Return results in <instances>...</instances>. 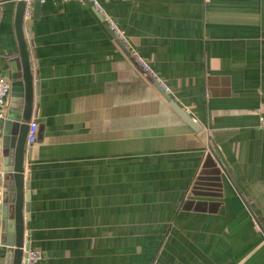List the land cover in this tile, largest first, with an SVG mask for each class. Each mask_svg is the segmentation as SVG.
I'll list each match as a JSON object with an SVG mask.
<instances>
[{
    "label": "crops",
    "instance_id": "crops-1",
    "mask_svg": "<svg viewBox=\"0 0 264 264\" xmlns=\"http://www.w3.org/2000/svg\"><path fill=\"white\" fill-rule=\"evenodd\" d=\"M98 1L129 53L86 1L45 0L25 28L38 127L23 216L37 264H264V0ZM16 2L0 0L10 82ZM12 108L9 93L5 118ZM4 185L9 210L11 173Z\"/></svg>",
    "mask_w": 264,
    "mask_h": 264
},
{
    "label": "water",
    "instance_id": "water-1",
    "mask_svg": "<svg viewBox=\"0 0 264 264\" xmlns=\"http://www.w3.org/2000/svg\"><path fill=\"white\" fill-rule=\"evenodd\" d=\"M86 1V0H84ZM89 3L88 1H86ZM39 0L34 1L31 19L24 21L25 0H17L14 13L15 31L20 50L22 63L21 79L11 81L10 100L13 108L3 121L2 126V155L4 170L11 173L14 181L13 205L7 209L4 207V218L7 219V228L4 229L5 236L0 242L1 264H20L23 256L22 242L24 238V155L26 146V134L32 107V88L30 84V56L25 40V28L40 13ZM124 52L129 53L125 45L120 41ZM135 61V60H134ZM171 106L178 112L181 118L192 128L199 130L200 126L188 115L183 108L171 99L168 94L162 93ZM13 209V210H12ZM29 246L27 244L26 248Z\"/></svg>",
    "mask_w": 264,
    "mask_h": 264
},
{
    "label": "built area",
    "instance_id": "built-area-1",
    "mask_svg": "<svg viewBox=\"0 0 264 264\" xmlns=\"http://www.w3.org/2000/svg\"><path fill=\"white\" fill-rule=\"evenodd\" d=\"M35 0H25L24 7V21L28 20L32 16V10ZM45 0H39L40 4ZM64 1V0H63ZM84 1V0H78ZM89 4L97 10V12L102 15L105 22L109 25L116 38L124 45L128 43L127 36L125 33L118 27V25L114 22V20L104 11L98 0H86ZM131 57L135 60L137 65L141 68V70L149 77V79L154 82V84L160 88L165 93H169L171 91L170 86L159 77L150 67V65L141 58L135 51L130 52ZM10 80L5 76H0V236L2 232V225L4 220V207H5V198H6V190H5V179L6 173L4 170L3 163V155H2V126L3 121L5 119V107L8 103V97L10 93ZM37 121L30 118L28 122V130L26 134V145L31 146L36 138L37 133ZM205 153L209 152L208 143L205 145ZM23 256L20 264H37L38 261L42 258V252L38 249L31 248L30 245L26 248L27 244H29V240L27 238V233H24V238L22 242Z\"/></svg>",
    "mask_w": 264,
    "mask_h": 264
},
{
    "label": "rangeland",
    "instance_id": "rangeland-1",
    "mask_svg": "<svg viewBox=\"0 0 264 264\" xmlns=\"http://www.w3.org/2000/svg\"><path fill=\"white\" fill-rule=\"evenodd\" d=\"M210 153V149H209V152H208V154ZM3 234V238H2V240L4 239V236H5V232H4V230L2 229V232H1V235Z\"/></svg>",
    "mask_w": 264,
    "mask_h": 264
},
{
    "label": "trees",
    "instance_id": "trees-1",
    "mask_svg": "<svg viewBox=\"0 0 264 264\" xmlns=\"http://www.w3.org/2000/svg\"><path fill=\"white\" fill-rule=\"evenodd\" d=\"M210 150H211V152H212V149H211V147H210Z\"/></svg>",
    "mask_w": 264,
    "mask_h": 264
}]
</instances>
